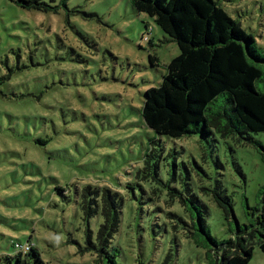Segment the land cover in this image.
Returning a JSON list of instances; mask_svg holds the SVG:
<instances>
[{"label":"rangeland","instance_id":"374dc122","mask_svg":"<svg viewBox=\"0 0 264 264\" xmlns=\"http://www.w3.org/2000/svg\"><path fill=\"white\" fill-rule=\"evenodd\" d=\"M215 1L264 57V0ZM42 2L28 11L0 0V264L17 243L44 264H219L222 250L199 224L191 235L180 221L192 226L195 198L220 244L239 224L264 233V133L158 135L143 118L146 92L162 85L178 44L132 0ZM229 108L225 95L210 105ZM107 192L121 214L114 261L88 245L92 231L99 249L105 216L86 210ZM217 194L231 200L235 219ZM260 239L249 264H264Z\"/></svg>","mask_w":264,"mask_h":264},{"label":"trees","instance_id":"16d2710c","mask_svg":"<svg viewBox=\"0 0 264 264\" xmlns=\"http://www.w3.org/2000/svg\"><path fill=\"white\" fill-rule=\"evenodd\" d=\"M10 1L28 11L45 7L43 0ZM132 4L139 13L153 18L180 50V55L168 65L162 85L146 92L143 118L150 129L172 139L191 136L201 130L209 135L215 129L225 138L237 134L246 139V135L264 133V91L257 88V82L264 76L261 68L264 57L255 50V38L239 22L215 0H132ZM151 61L154 64L157 58L152 57ZM222 95L227 96L231 112L212 113L210 105ZM189 200L197 210L196 214L190 210L193 224L188 226L184 220L180 221L191 235L199 224L213 246L222 250L219 264H249L257 234L261 236L259 244L264 254L263 231L249 233L239 224L236 238L220 244L208 233L207 208L203 205L200 212L199 200ZM182 201L187 206L188 201ZM216 201L228 218L233 215L235 219L229 198L217 194ZM100 208L105 223L98 233L99 249L94 246L93 233L89 231V250L94 248L101 256L110 257L108 251L121 215L117 196L105 193L101 203L97 201L95 210H86V215H98ZM186 208L189 211V207ZM171 217L178 218L174 214ZM260 226L264 228L263 216ZM113 257L110 260L114 261ZM12 260L17 264H29L32 260L44 264L32 246L27 254L18 251L14 257H6L10 264Z\"/></svg>","mask_w":264,"mask_h":264},{"label":"built area","instance_id":"2783aa9c","mask_svg":"<svg viewBox=\"0 0 264 264\" xmlns=\"http://www.w3.org/2000/svg\"><path fill=\"white\" fill-rule=\"evenodd\" d=\"M15 248L18 250V251H21L23 253H27L30 249H31V246L25 244H20V243H17L15 244Z\"/></svg>","mask_w":264,"mask_h":264}]
</instances>
